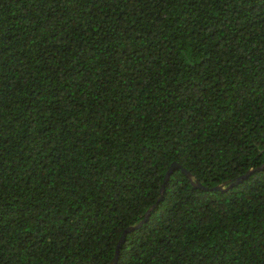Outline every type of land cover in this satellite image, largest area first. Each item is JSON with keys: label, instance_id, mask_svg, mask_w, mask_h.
<instances>
[{"label": "trees", "instance_id": "1", "mask_svg": "<svg viewBox=\"0 0 264 264\" xmlns=\"http://www.w3.org/2000/svg\"><path fill=\"white\" fill-rule=\"evenodd\" d=\"M173 161L115 264H264V0H0V264H111Z\"/></svg>", "mask_w": 264, "mask_h": 264}, {"label": "water", "instance_id": "2", "mask_svg": "<svg viewBox=\"0 0 264 264\" xmlns=\"http://www.w3.org/2000/svg\"><path fill=\"white\" fill-rule=\"evenodd\" d=\"M176 168H181V167H180V164L177 163L176 161H173V162L169 165L167 171L165 172V175H164V178H163V183H162L161 188H160V196L158 197L157 201H156L153 205H151V207H149V208L146 210V212H145V217H144L143 219H141L138 223H136V224H134V225H130V226H128V227H126V228L124 229V231H123V233H122L120 239H119L118 242H117V245H116V248H115V255H114V257H113V259H112V261H111V264H115V262H116V258H117V253H118V249H119V247H120V244H121L123 238L126 236V234H127L129 231H131V230H133V229L139 227L140 225H142V223H143L145 220H147L150 211L153 210V208L155 207V205L157 204V202H158L159 199L161 198V196H162V194H163V192H164V186H165L166 182L168 181L170 174H171ZM181 171H182V172H183V173L189 178L191 184H192L194 187H197V188L200 187V188H204V189H207V188H208V187H206V186H203L198 180L194 179V178H193V175H192L187 169H185V168H181ZM252 171H253V170L250 169V170L246 171L244 174H242V175L236 177V178L233 179L232 181H230V182H229V181H225V182H223V183H221V184H218V185L212 187V189H215V190H216V189H219V190L227 189V188L233 186L235 183H238L239 181H241V180H243L244 178H246L249 174H251ZM228 182H229V183H228Z\"/></svg>", "mask_w": 264, "mask_h": 264}]
</instances>
